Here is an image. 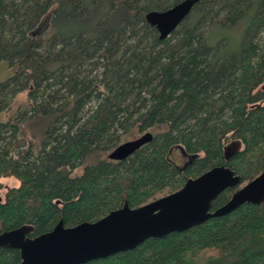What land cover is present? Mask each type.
I'll return each mask as SVG.
<instances>
[{
    "label": "trees",
    "instance_id": "1",
    "mask_svg": "<svg viewBox=\"0 0 264 264\" xmlns=\"http://www.w3.org/2000/svg\"><path fill=\"white\" fill-rule=\"evenodd\" d=\"M181 1L0 0V113L20 93L30 102L0 119V233L94 222L226 164L242 181L215 211L264 171V0H199L161 39L147 13ZM237 26L236 48L210 42L215 28ZM149 131L132 155L109 158ZM178 150L185 164L171 158ZM5 177L19 185L2 195ZM20 261L0 248V264ZM83 264H264V201Z\"/></svg>",
    "mask_w": 264,
    "mask_h": 264
},
{
    "label": "water",
    "instance_id": "2",
    "mask_svg": "<svg viewBox=\"0 0 264 264\" xmlns=\"http://www.w3.org/2000/svg\"><path fill=\"white\" fill-rule=\"evenodd\" d=\"M199 0H183L165 11L147 13V21L155 26L160 38H167L190 14ZM152 132L127 140L109 153L112 160H124L153 139ZM241 142L230 143L226 159L235 155ZM242 176L226 164L215 166L185 185L147 204L132 208L126 200L94 222L65 226L63 220L49 232L31 237L32 225L0 233V248L20 250L17 264H83L107 258L118 252L135 249L152 237L185 231L206 220L231 213L240 205L264 201V171L237 190L230 200L212 211L214 201L227 188L241 184Z\"/></svg>",
    "mask_w": 264,
    "mask_h": 264
},
{
    "label": "rangeland",
    "instance_id": "3",
    "mask_svg": "<svg viewBox=\"0 0 264 264\" xmlns=\"http://www.w3.org/2000/svg\"><path fill=\"white\" fill-rule=\"evenodd\" d=\"M242 29L241 26H237L236 28H222L217 27L214 29L212 33H210L209 38L210 42L212 44H216L219 42V40L223 38H227V40L230 41V45L234 46V48L238 45V39H240L241 35L238 34ZM30 104L27 94L26 93H20L16 96V98L13 101L12 108L9 111H5L0 113V119L1 120H7L12 114H14L18 108H25ZM33 127L30 125H27L26 127V137L29 142H34L32 136H33ZM141 134H137L135 136H131L129 140L135 139L139 137ZM37 143V142H36ZM172 159L179 165L185 164V162L188 160V156L181 153L180 150L174 151L173 155H171ZM83 171V167L78 168L75 171V174H81ZM4 183V189L2 190V195L8 190L10 187L19 185V181L14 177H5L2 179Z\"/></svg>",
    "mask_w": 264,
    "mask_h": 264
}]
</instances>
